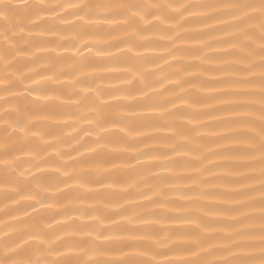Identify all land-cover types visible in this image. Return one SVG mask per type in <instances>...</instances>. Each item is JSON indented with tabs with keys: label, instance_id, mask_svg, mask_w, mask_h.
Here are the masks:
<instances>
[{
	"label": "snow or ice",
	"instance_id": "6c2138e0",
	"mask_svg": "<svg viewBox=\"0 0 264 264\" xmlns=\"http://www.w3.org/2000/svg\"><path fill=\"white\" fill-rule=\"evenodd\" d=\"M0 264H264V0H0Z\"/></svg>",
	"mask_w": 264,
	"mask_h": 264
},
{
	"label": "bare ground",
	"instance_id": "6f19581e",
	"mask_svg": "<svg viewBox=\"0 0 264 264\" xmlns=\"http://www.w3.org/2000/svg\"><path fill=\"white\" fill-rule=\"evenodd\" d=\"M48 3H56L58 0H46ZM70 2H86V0H70ZM177 2L180 3H199V2H207V0H177ZM220 2H228V0H220ZM112 35H116L117 33H111ZM87 55V53H85ZM131 55V54H128ZM96 60L104 67H111L114 70L111 72H101L98 74V83L101 84V86L105 89V91H113L114 93L117 90H122L126 85L122 84L121 81L123 79L128 78V74L123 73L122 71H119L120 68L123 67V65L119 62L109 60L107 58H96ZM113 86H115L113 88ZM105 99H108L107 96H105ZM119 103L124 104L126 102L120 101ZM198 107V106H194ZM216 115H222V113H215ZM205 134L204 136V143L208 144L210 147H215V144L213 142V138L208 134L210 131H220V128L216 124H209L206 129L202 130ZM83 134V133H81ZM142 146V145H138ZM128 163H132L131 159H128ZM216 171H219L218 169ZM161 175H167V173H161ZM154 182V181H153ZM170 197L172 199H175L174 193H169ZM53 217L55 219H60L59 215H56L55 210H52ZM51 222V221H49ZM54 229L59 233V228L54 226Z\"/></svg>",
	"mask_w": 264,
	"mask_h": 264
}]
</instances>
